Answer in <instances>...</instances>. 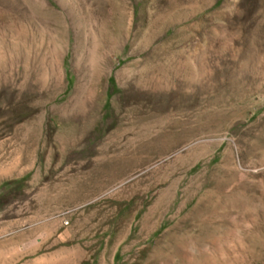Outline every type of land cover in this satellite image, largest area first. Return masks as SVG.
Returning <instances> with one entry per match:
<instances>
[{
	"label": "rangeland",
	"instance_id": "374dc122",
	"mask_svg": "<svg viewBox=\"0 0 264 264\" xmlns=\"http://www.w3.org/2000/svg\"><path fill=\"white\" fill-rule=\"evenodd\" d=\"M0 264H264V0H0Z\"/></svg>",
	"mask_w": 264,
	"mask_h": 264
},
{
	"label": "bare ground",
	"instance_id": "6f19581e",
	"mask_svg": "<svg viewBox=\"0 0 264 264\" xmlns=\"http://www.w3.org/2000/svg\"><path fill=\"white\" fill-rule=\"evenodd\" d=\"M157 176V175H156ZM162 181V180H161ZM137 188V187H136ZM160 198H161V196H160ZM157 205V204H156ZM152 208V207H151ZM151 210V209H150ZM157 211V210H156ZM153 212V211H152ZM151 214V213H150ZM149 215V214H148ZM146 223V222H145Z\"/></svg>",
	"mask_w": 264,
	"mask_h": 264
}]
</instances>
